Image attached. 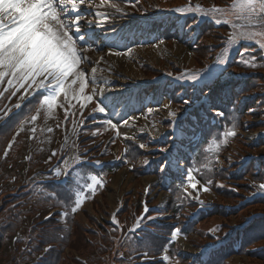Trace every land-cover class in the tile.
Here are the masks:
<instances>
[{"label": "snow or ice", "instance_id": "6c2138e0", "mask_svg": "<svg viewBox=\"0 0 264 264\" xmlns=\"http://www.w3.org/2000/svg\"><path fill=\"white\" fill-rule=\"evenodd\" d=\"M139 0H136L138 3ZM89 9H111L114 14H125V8L122 7V0H0V84L7 78L9 87L16 88V91L23 89L21 100L28 96H36L39 100V108L46 109L51 112L57 107V98L63 94L68 107L65 108V119L71 114L72 100H82L80 108L83 109L88 103L93 102L97 96H104L108 91V81L102 78L103 69L99 66L103 61V57L93 60L89 55L92 51H98L93 48L91 36L88 32L94 28H102L111 18V15L105 11H96L94 19H87V13L84 6ZM132 7L136 4L132 3ZM181 15L189 12H203L200 5L195 8L191 6L179 7L171 9ZM224 9L213 7V14L222 13ZM232 13L235 14V22L230 27L233 32L229 35L226 44L237 45L241 41L254 42L260 49H264V0H234L232 5ZM239 22V23H238ZM216 23H222L216 20ZM227 24L228 21H223ZM114 31V30H113ZM227 51V49H225ZM111 55H120L118 52H111ZM246 53H241V56ZM255 57H251V61L244 60L245 66L256 67ZM224 64L225 61H219ZM89 66L90 70H89ZM98 73H101L98 76ZM198 75H189L187 79L190 81H198ZM91 86V92L86 93V89ZM8 91L7 88L4 92ZM4 92H0V97L4 96ZM16 95V92H12ZM10 98V97H9ZM107 97H105V100ZM185 104L189 101L185 100ZM21 105L17 103L16 108ZM63 107V105H59ZM94 113H105L107 105L104 100H97L92 110ZM151 111V109H149ZM7 115V112L4 113ZM176 113L169 111V116H175ZM217 115L223 113L217 112ZM2 119V117H0ZM131 119V118H130ZM37 115H32L27 122H35ZM104 124L110 125L113 129H117L118 125L111 120L103 121ZM126 125L128 121L124 122ZM34 132L35 129H32ZM51 131V129H48ZM95 135V133H93ZM120 133L117 131V136ZM225 137L235 136L234 131L224 133ZM12 147L10 142L8 148ZM144 147L143 144L140 145ZM219 145H217V148ZM163 151V149H162ZM7 154V150L5 155ZM56 155L55 152L52 153ZM79 163V158L75 159V164ZM99 164V161H96ZM145 164L148 161H144ZM167 165L161 166V171ZM64 176L67 177L71 172L75 171L74 166L67 165L63 170ZM59 175V171L56 173ZM187 188L194 190H202L208 192V187L197 189L200 183L193 175V169L189 168L186 175ZM101 183L93 180V185L89 187L95 191V184ZM211 184V180L207 182ZM264 192V183L259 184L257 194ZM199 199L198 195L195 197ZM83 195L80 191L76 192L74 201L75 206L70 203L66 207H70L71 213H76L83 202ZM202 203V202H201ZM149 211L147 207L144 209L146 214ZM70 213L65 211L63 215ZM149 219H151L149 217ZM144 215L137 218L135 226L131 231H136L142 225ZM115 222V219H114ZM179 229L172 232L171 238L174 241ZM47 251V249H45ZM165 253L168 251L164 249ZM163 261H168L169 256L163 255Z\"/></svg>", "mask_w": 264, "mask_h": 264}, {"label": "rangeland", "instance_id": "374dc122", "mask_svg": "<svg viewBox=\"0 0 264 264\" xmlns=\"http://www.w3.org/2000/svg\"><path fill=\"white\" fill-rule=\"evenodd\" d=\"M181 1L183 2L184 0ZM194 1L201 2V0ZM203 1L205 3L212 0ZM178 2H180V0H178ZM214 31L216 32H212L204 37V41L201 43L200 48L197 50V52L186 49V47H184L180 43L156 40V42L154 43H148L146 45H142L143 47L138 48L139 55L135 59L129 60V63L126 62L122 64V66H118L116 65L117 63H113L111 68L107 69L108 71L103 69V71L109 73L111 79H108V85L111 87V89L114 90V92L110 96L111 105L108 106L116 107L117 109L123 107L128 109L129 113L136 117V119L131 124V128L138 129V132L134 135L135 137L133 139V137L121 133L119 126L117 129H113L110 125H107L106 127L109 131L102 133L100 132V134L98 129H93L92 133H95V135L93 140L90 139L89 141H87L88 145H90L91 142L94 141L95 145H92L90 147L94 149L98 148L96 152H100V150L103 148H107L108 150L113 148V151L115 149L117 150L118 147L119 149H125L127 146V141L128 143L133 140L136 142L138 139L141 140V138H144V134H146L149 137L148 140L141 141L144 142V149H148L149 145L151 144L150 142H152L154 138L158 137L161 130L163 129V125L166 122L169 111L174 107L173 103L170 102L166 95H163L162 92L160 93L159 91H157L156 86V89L153 88V85H149V87L146 88L145 93H147V95L144 98L145 102H143L142 104H137V89H132L125 93H121L119 91H115V86L120 85L123 80H128V84L130 86L129 88H132L134 82H137V84H139L141 82H144L148 78H151L153 75L159 72H165L167 70L176 73H180L181 71H190V69L195 66L198 56L204 57L206 55V58L209 57V45L213 44V49L215 51L218 49H222L223 41L228 37V34L230 33L229 28L225 24L215 26ZM226 32L227 36L225 35ZM218 40H220V42L216 43ZM261 61L262 63H258L257 61H255V64L257 66L254 67V69H258L257 71H262L260 65L264 64V59L261 58ZM249 62L252 61L250 60ZM228 69L231 68L228 67ZM246 71L248 70H238L237 72L229 70L226 71V73L231 74L233 72L240 74ZM259 77L260 78L256 76L248 77V83L250 85V87H248V92L244 95H242V93L239 94L242 97L241 99H243L244 97L249 98L248 100H250V109L247 111V114L240 117L236 129L233 130L235 132V138H228V142L222 153V159L221 161H219L220 165L216 170V173L220 175L221 179L219 182H217V180L215 179L214 185L218 186L217 190L220 193L228 197H231L233 194L231 191L223 187V185H230L229 183L224 182L226 181L224 179L227 176V174H225V171L237 167L239 163L236 161L242 154H245L247 152L257 153L258 155H260V158H263L264 155V107L262 105H259L260 99H264V86L257 84V86L254 87L255 85L250 84V82H253L255 80L261 82L264 81V76ZM154 85H156V83ZM85 91H91V86ZM130 98H132V103L128 101ZM81 103H83V101L79 100L77 105H79L80 107ZM95 104V99L93 102L88 103L85 106L84 114L91 113L90 110L95 107ZM142 106H144V108ZM65 108L66 105H63L64 111ZM136 109L140 111L138 112L136 111ZM149 109H151V111H149ZM54 113L58 117L57 110H55ZM106 113V117L103 116V118L105 120L112 121V113L108 110L106 111ZM50 114L53 116V119L41 116L40 119L35 121L41 123L45 121L48 124L47 126L38 128V130L26 135L25 146L21 150V153L27 152L26 154H31L30 151L34 148L40 150H48V148L46 147L47 137L49 136V134L53 133L52 125L56 124V121L59 118L54 116L52 113ZM95 117V114L91 116V118ZM147 122L149 123V125H147ZM48 129H51V131H48ZM112 131H119L120 135L118 137L120 140L113 142V138L110 135V132ZM107 143L108 145H106ZM17 146L18 142L15 141V147ZM230 154H233V157L230 156ZM14 157H17L16 154L14 155ZM34 158L37 157L34 156ZM144 161L145 157L144 155H141V157L137 160L136 166L143 164ZM229 162H232V164H229ZM224 163L228 167L226 170L222 169V165ZM145 181L146 179L144 178L139 179V177L136 176V172L132 173L130 171H127L126 169L118 171L113 180L108 184L106 191L94 202L88 204L81 214L76 216L73 230L68 242L66 243L67 247L65 248L64 253H62L63 257L61 256L62 262L60 261V264H83V261L78 259V257H75V255L85 257L89 260L90 263L93 264L102 249L104 241L106 240L105 238H100L98 234L94 232L95 230L93 228H98L97 225H99V223L101 222H104L105 227H107L108 224L106 222H109V219H111V217H114L116 214L120 215L122 212V210H120V199L126 197V199H128L129 201L133 199L132 195L134 194L139 197L141 195L142 187L144 186ZM6 182L8 188H12L15 186L14 182ZM113 192L115 194L114 199L111 198ZM218 196L219 198L216 194L214 200L223 204H234L240 199V197H243V195H238L232 198H225L220 195ZM8 198L9 196L1 197L0 203H2L3 208L6 207L9 202L16 201L15 198L11 200H8ZM260 201H262V203H260ZM129 205L134 206L135 204L132 202ZM128 207V204H126L125 211L123 213L124 216L128 215ZM16 210L17 206H12L8 211L9 213H14ZM260 210L264 211V200L262 199L251 202L243 208L237 209V211L235 210L234 213H232L233 216H231V220L240 222V220L244 216L249 214L251 215L255 213V211ZM44 214H41L40 217L38 216V220H41L45 216ZM2 218L3 217L0 216V219ZM25 221L26 220H22V222ZM111 225H113V227H109V229H111V231L108 232L109 235L111 233H117L115 225ZM103 229L104 227L100 228V230ZM87 235L89 240H87L86 238ZM1 245L2 247H0V264H10L11 254L19 255L18 248H10L9 246H7L6 242H2ZM246 259L247 257L241 258V260L244 261L243 264L245 263Z\"/></svg>", "mask_w": 264, "mask_h": 264}, {"label": "bare ground", "instance_id": "6f19581e", "mask_svg": "<svg viewBox=\"0 0 264 264\" xmlns=\"http://www.w3.org/2000/svg\"><path fill=\"white\" fill-rule=\"evenodd\" d=\"M92 9V8H91ZM89 8H87V10H91ZM92 15V14H91ZM87 19H92L91 17H87ZM92 46L95 49H98V51H92L89 53V55L91 56V58L93 60H98L100 59V57H103V61L100 64V68L108 71V68H111L113 63H117L116 65L118 66H122V64L126 63V62H130L129 60V56L132 55V51H124V50H120V51H113L112 49H110L111 47L108 45L107 41L101 37V39L99 38H94L92 41ZM111 52H118L120 53V55H111ZM89 66V70H90ZM101 73H98V76H100ZM113 77V76H112ZM102 78L106 81H108V79H111V77L106 73V72H102ZM116 80V78H115ZM128 80H123L121 82L120 85L115 86V91H125V90H129L130 86L128 84ZM114 92L113 89H111V87L108 85V91L104 94V96H97L95 98V100H104L105 104L108 105V99L110 97V95ZM90 93V92H88ZM105 97H107V99L105 100ZM111 112L113 113V118H112V122L116 123L119 127H120V131L121 133H123L124 135L130 136V137H135L134 135L138 132V129H132L131 128V124L133 123V121L136 119L135 116L130 115L129 111L127 110H111ZM130 115V116H129ZM131 118V119H130ZM128 121V124L126 125L124 122ZM147 125H149V123L147 122ZM161 128V125H160ZM114 192L112 193V197L114 199Z\"/></svg>", "mask_w": 264, "mask_h": 264}, {"label": "trees", "instance_id": "16d2710c", "mask_svg": "<svg viewBox=\"0 0 264 264\" xmlns=\"http://www.w3.org/2000/svg\"><path fill=\"white\" fill-rule=\"evenodd\" d=\"M0 240H1V237H0Z\"/></svg>", "mask_w": 264, "mask_h": 264}]
</instances>
